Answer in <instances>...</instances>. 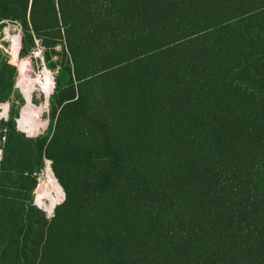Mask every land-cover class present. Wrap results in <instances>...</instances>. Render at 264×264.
<instances>
[{
  "label": "trees",
  "instance_id": "obj_1",
  "mask_svg": "<svg viewBox=\"0 0 264 264\" xmlns=\"http://www.w3.org/2000/svg\"><path fill=\"white\" fill-rule=\"evenodd\" d=\"M3 21L70 79L44 135L0 121V264H264V0H0ZM16 78L0 52V103Z\"/></svg>",
  "mask_w": 264,
  "mask_h": 264
},
{
  "label": "rangeland",
  "instance_id": "obj_2",
  "mask_svg": "<svg viewBox=\"0 0 264 264\" xmlns=\"http://www.w3.org/2000/svg\"><path fill=\"white\" fill-rule=\"evenodd\" d=\"M16 36H19L21 38V48H20L19 54H17V51H16V45H15ZM24 39H25V34H24V26L22 22L3 21L0 23V52L3 54L6 62L14 69L17 75L16 85H15V90H14L15 94L12 100L13 104L8 103V102L0 103V121H9L11 119V113L13 111L14 117H16L15 121L17 123L18 130L21 131L22 133H25L28 137L35 138L40 135H44L45 133H47V131L50 128L51 109H52L50 99L53 93L55 92L56 82H57L58 77H62L63 82L65 84L69 82L70 78H69V75L63 71V67L67 65V58L65 57V53L67 52L64 46H60L59 48H57L56 52L59 53V55H55L51 50L47 51L41 39L35 38L34 43L28 44V45H25ZM36 39L42 42V47L44 50L43 54L40 56L38 55L39 49H38V45L36 44ZM24 48L27 51L26 55L22 54V50ZM47 52L52 53L53 55V58L51 61L47 60V54H46ZM21 68L27 70L26 74L28 76H30L33 79L39 77L42 82H45L46 75L44 74H46L48 71L53 76V81H54L53 91L54 92L50 95L49 99L46 98V94L43 92L40 84L38 86L34 85V92H33V99H32L33 104L36 108L37 107L44 108L43 115L38 121L39 127H38L37 132L36 130L35 131L32 130V128L29 125L28 126L26 125L23 128L21 127V124H20V121L22 119L23 109L27 104L26 97H25L26 96L25 89L23 88V86L20 85V81L22 78ZM6 106L8 107L6 108ZM36 120L38 119L36 118ZM0 140H1L0 149H2L1 148L2 141L4 140L1 138ZM51 164L52 163H49L48 161H46V167L44 171L39 175L38 186L36 190L34 191V203L40 209L42 208L37 204L38 190L40 189V186L48 180L47 168L48 166L51 167ZM62 201L60 203H62ZM60 203H58L57 205H59ZM43 211L46 213L44 209ZM47 216L50 217L51 215L47 214Z\"/></svg>",
  "mask_w": 264,
  "mask_h": 264
},
{
  "label": "bare ground",
  "instance_id": "obj_3",
  "mask_svg": "<svg viewBox=\"0 0 264 264\" xmlns=\"http://www.w3.org/2000/svg\"><path fill=\"white\" fill-rule=\"evenodd\" d=\"M15 45L17 54H19L21 48V38L19 36L15 37ZM27 70L21 68L22 78L20 81V85L23 86L25 89V97L27 104L23 109L22 112V119L20 121L21 127H25L26 125L30 126L32 130H38L39 124L38 121L43 115L44 108L43 107H35L33 104V92H34V85H41L43 92L46 94V98L49 99L50 95L54 92L53 91V76L48 71L46 74L45 82H42L40 78H31L26 74ZM45 77V76H44ZM45 105V104H44ZM8 106H6L7 108ZM46 109V108H45ZM36 118L38 120H36ZM47 177L48 180L44 182L40 189L38 190V198L37 204L44 209L48 214L52 215L54 208L60 203L64 196V190L60 185L59 181L54 175L51 167L48 166L47 168Z\"/></svg>",
  "mask_w": 264,
  "mask_h": 264
},
{
  "label": "built area",
  "instance_id": "obj_4",
  "mask_svg": "<svg viewBox=\"0 0 264 264\" xmlns=\"http://www.w3.org/2000/svg\"><path fill=\"white\" fill-rule=\"evenodd\" d=\"M36 44L38 45V49H39V52H38V55L40 56V55H42L43 54V47H42V42L40 41V40H37L36 39ZM3 140H5V138H3ZM0 145H1V140H0ZM0 155H1V157H2V149H0ZM0 157V160L2 159ZM49 163H52L51 161H49V160H47ZM55 210V209H54ZM54 216V212H53V214L49 217V218H52Z\"/></svg>",
  "mask_w": 264,
  "mask_h": 264
},
{
  "label": "water",
  "instance_id": "obj_5",
  "mask_svg": "<svg viewBox=\"0 0 264 264\" xmlns=\"http://www.w3.org/2000/svg\"><path fill=\"white\" fill-rule=\"evenodd\" d=\"M65 198H66V196H64V200H65ZM64 200H63V201H64ZM63 201H62V202H63ZM55 208H56V207H55Z\"/></svg>",
  "mask_w": 264,
  "mask_h": 264
}]
</instances>
